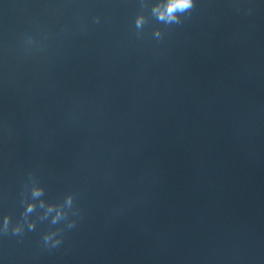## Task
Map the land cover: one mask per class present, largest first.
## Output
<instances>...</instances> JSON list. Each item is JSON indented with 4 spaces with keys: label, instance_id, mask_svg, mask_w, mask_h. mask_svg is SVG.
I'll use <instances>...</instances> for the list:
<instances>
[{
    "label": "water",
    "instance_id": "obj_1",
    "mask_svg": "<svg viewBox=\"0 0 264 264\" xmlns=\"http://www.w3.org/2000/svg\"><path fill=\"white\" fill-rule=\"evenodd\" d=\"M154 2L0 0V264H264V0Z\"/></svg>",
    "mask_w": 264,
    "mask_h": 264
},
{
    "label": "clouds",
    "instance_id": "obj_2",
    "mask_svg": "<svg viewBox=\"0 0 264 264\" xmlns=\"http://www.w3.org/2000/svg\"><path fill=\"white\" fill-rule=\"evenodd\" d=\"M195 4V0H155L152 5V11L156 15L157 19L163 21L164 23H178L181 18V13H184L190 10ZM99 17H97V20ZM144 16L143 14H137L135 18L136 26L139 28L144 23ZM156 35L159 36L160 33L157 30ZM32 192L34 196L40 195L42 192V188L38 185H34L32 188ZM67 204H71L72 197L68 195L65 198ZM43 204V201H41ZM34 207V203L29 201L26 205V211L30 212ZM46 213H52V220L56 222L59 220L63 215V210L52 204H49L46 209ZM33 224L29 221V227H32ZM71 226V223L69 224ZM9 228V217L5 215L2 220H0V232L7 231ZM22 230V226L17 224L14 225L12 231L14 233H19ZM42 243L45 247L48 248H55L60 245L61 240L55 233V231H47L42 235Z\"/></svg>",
    "mask_w": 264,
    "mask_h": 264
}]
</instances>
